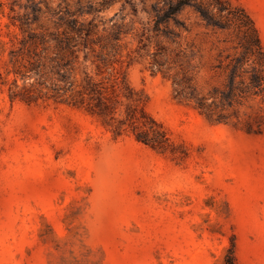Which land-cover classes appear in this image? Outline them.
<instances>
[{
	"label": "rangeland",
	"instance_id": "obj_1",
	"mask_svg": "<svg viewBox=\"0 0 264 264\" xmlns=\"http://www.w3.org/2000/svg\"><path fill=\"white\" fill-rule=\"evenodd\" d=\"M177 1L0 0V264H226L230 249L236 264H264V84L238 78L233 92L228 67L245 59L250 77L264 54L245 53L233 23L208 28L188 0L171 14ZM218 1L251 19L264 49V0ZM76 22L93 48L71 75L99 65L113 114L76 104L51 76L15 74L20 39ZM127 107L161 126L165 150L129 125L116 134Z\"/></svg>",
	"mask_w": 264,
	"mask_h": 264
},
{
	"label": "trees",
	"instance_id": "obj_2",
	"mask_svg": "<svg viewBox=\"0 0 264 264\" xmlns=\"http://www.w3.org/2000/svg\"><path fill=\"white\" fill-rule=\"evenodd\" d=\"M185 4L183 0H178L177 6L172 7L173 12L171 14H176V12L180 10V7L182 8ZM2 5L3 4L0 3V6ZM188 6L194 7L200 14L205 25L213 30H226L228 29L227 26L232 23L237 25L244 40L241 47L245 50V53L254 55L259 52L264 54L258 32L253 22L244 11L243 14H245V18L249 21V28L241 22V19L233 16L231 10L224 15L229 9L224 7L221 1L209 0L206 3L202 2L197 5H192L191 1L188 0ZM7 27H9V25H7ZM110 29L111 33H113V39L119 40L116 28L112 27ZM91 33L92 30L89 26L84 23L76 22L73 27H70L68 32L64 31L62 34L50 36H46L45 34H29L27 37L24 36L19 40L20 46L11 52V62L18 65L15 74L21 76L23 80L29 79L31 73L38 75L40 78L45 77L46 80H48L47 77L51 76L50 80H55V83H57L55 87H58V91H62L64 94L70 93L72 98L76 96L79 97V101H76V104H83L87 99L89 101L88 108L93 113L100 116L113 114L116 108L108 103L110 98L105 95L104 79L98 80L97 78L101 76V68L99 65H97L98 72L95 73L93 71L89 72L86 66L83 71V76H81L79 80L71 75L76 72L75 63L78 61V53L82 48H93L92 43L84 38V36L89 37ZM40 47L42 50L38 53ZM51 53L55 54V56H52ZM26 61L28 65L25 64ZM102 62L105 64V61L102 60ZM246 62L249 61L245 59L241 61L236 60L228 65V67L231 68L230 89L233 92L235 91L237 84L236 80H238V78V85H244L248 87L250 91L262 87L264 84L263 59L258 60L260 67L263 68L260 71L255 67L256 63H252L250 77H247V74L250 73L249 71L244 70L239 73ZM53 63H56V65L53 66ZM49 67L51 69L50 71H48ZM112 81L114 83L113 87L117 86L118 90L126 99L135 100L131 93H126L124 91L122 81H119V77L113 75ZM15 88L19 87L15 85ZM23 89H25V86ZM22 94V90L17 89L13 91L11 99L14 100L17 96H22L21 98H24ZM196 101L198 102V108L209 112L210 106L207 105L204 98H196ZM118 122L120 125L114 130L116 134H119L122 126L129 125L132 126L137 141L153 148L166 149V145L169 141L166 133L156 121L148 118L142 109L138 110L137 108L127 107L125 110V118L118 120ZM226 264H236L233 249L228 250Z\"/></svg>",
	"mask_w": 264,
	"mask_h": 264
}]
</instances>
